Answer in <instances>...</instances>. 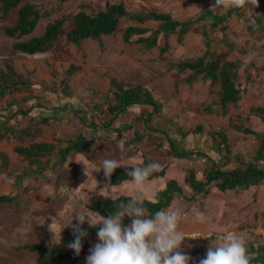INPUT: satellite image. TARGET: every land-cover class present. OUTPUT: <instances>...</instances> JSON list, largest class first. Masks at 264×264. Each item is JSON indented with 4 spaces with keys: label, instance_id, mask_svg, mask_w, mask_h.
<instances>
[{
    "label": "rangeland",
    "instance_id": "obj_1",
    "mask_svg": "<svg viewBox=\"0 0 264 264\" xmlns=\"http://www.w3.org/2000/svg\"><path fill=\"white\" fill-rule=\"evenodd\" d=\"M106 1H124L132 11L147 8L169 12L184 20L214 5V0H72L62 7L56 0H44L43 3L47 5L50 13L61 14L75 12L81 3H91L96 8L104 7ZM259 5L253 9L254 12L242 10V14L235 15L228 23L227 34L234 45L233 50L220 42L216 45L221 61L239 59L252 63V66L240 73L243 90L241 102L237 107L229 109L226 114H223L220 107L215 104L218 100V85L204 79L189 84L180 81L184 74L169 70L172 63L196 57L203 52L201 35L194 31L185 36L182 42H179L176 36L172 37L171 49L164 54H161L158 48L148 49L136 42L126 43L123 33L120 32L105 36L101 41H85L80 46L68 44L63 34L56 46L47 54L14 57L16 70L32 86L22 85L20 91H15L0 101V123L9 121L8 126L18 127L19 130L31 127V135L34 137L25 138L18 133L0 139V151L8 153L11 159L10 170L5 175H0V191L6 186H15L19 176L23 177L22 188L28 189L27 193L19 197L21 204L17 209L0 205V264H8L11 259L14 260L11 264H20V261H24L25 264H37V255L21 250L14 253L10 250L11 247L19 248L26 243L44 245L57 243L61 225L77 213L85 212L88 208V198L100 192L95 188L91 189L92 186L79 189V185L74 182V168L81 172L82 165V167L78 164L73 165L74 168L55 167L46 176L36 174L35 166L14 153L18 145L27 146L33 142L32 140H41L58 147L65 146L77 133L88 134L87 130L91 128L86 127L85 117H88L98 125L96 137H100L99 143L104 148L108 147L115 158H119L120 155L116 144L123 139L117 137L114 129L131 127L129 131L124 129V136L132 137L135 131L143 135L144 141L137 153L131 152L125 146L128 151L123 157V164H136V161L141 163L143 157L148 155L151 161L159 162L161 168L167 166L169 173L167 177L177 178L182 185H185L183 179L190 168L197 170L200 179L204 178L208 160L201 156L182 160L170 156V153L168 155L167 139L160 133L149 130L147 121L141 116L142 112L148 115L144 110L146 107L134 106L127 114L109 125L110 129L103 126L108 120L100 107L111 97L109 77H115L127 84H141L152 91L155 99L163 103L166 118L173 126L170 127L171 124L157 119L152 120L148 126H151L150 128L158 126L165 131L175 140L177 148L194 149L212 156V150L207 148L211 141H207L205 136L189 135L183 139L175 134L177 127L184 132H191L201 125L205 132L224 130L235 146L234 153L242 154L250 161L259 146L258 140L231 128L229 120L236 126H252L264 139V124L250 112L252 107L264 108V36L249 29L256 18L264 19V0H259ZM193 6L201 11L196 8L189 11L188 9ZM227 9L215 10L224 12ZM16 13L17 10H14L9 26L14 25ZM44 25L45 23L39 26L37 34H42ZM222 36L223 32L220 29L215 34L217 41ZM12 42L0 35L1 66L2 59L6 60L10 56L8 50ZM70 65L80 66L82 70L69 77L70 89L65 93L59 84L60 81L67 79L65 72ZM54 74L58 77L55 78ZM28 96H34L37 100L7 110L8 102L21 101ZM37 103L41 104V108L36 106ZM20 109H29L30 117H40L47 122L29 124L28 118L15 114ZM160 143L162 147H159ZM97 149L93 150L90 156L95 155L99 163L103 159L100 156L103 152ZM48 160L55 163L56 158L45 157L38 161L45 163ZM235 166L236 162L233 161L226 169H233ZM97 167L96 174L91 176L93 178L103 176V170ZM23 173L27 175L24 176ZM166 178L159 180L160 185L152 182V188L155 187V190L164 188ZM67 183H74L71 189L79 190L70 194V190L63 186V184L67 186ZM81 184L84 186V182ZM149 186H145V192L138 191L134 184L130 186L124 184L111 191L102 192L104 196L110 198L134 196L151 199L154 190ZM170 207L181 212V230L188 235L196 233L202 237L195 240L186 239L182 246L185 254L193 257L192 264H198L211 244H215L216 237L228 230L243 234L248 250L251 246L254 250L264 247V185L245 192H220L214 186L208 196L199 197L193 202L176 198ZM127 218L130 225L131 218ZM52 223L50 230L49 226ZM53 232L57 234L56 240ZM88 255L89 253H81L69 261H61L58 264H86L85 257Z\"/></svg>",
    "mask_w": 264,
    "mask_h": 264
},
{
    "label": "trees",
    "instance_id": "obj_2",
    "mask_svg": "<svg viewBox=\"0 0 264 264\" xmlns=\"http://www.w3.org/2000/svg\"><path fill=\"white\" fill-rule=\"evenodd\" d=\"M44 0H0V35L12 40L9 48V58L3 60L0 65V101L7 95L20 91V87L32 86L25 77L18 73L15 68L13 58L16 56H36L38 54H47L56 46L60 37L64 34L68 44L80 46L85 41H101L105 36H112L123 33V39L126 43L136 42L144 45L148 49L158 48L161 54L171 49V39L176 36L179 42H182L185 36L191 32L201 35L204 50L196 57H189L181 61L172 63L169 66L170 71H176L184 74L180 81L192 84L200 79L209 80L212 84L219 86L218 100L216 105L220 107L223 114L229 109L237 107L242 100L243 90L241 88L240 73L246 70L252 63H246L242 60L221 61L216 51L217 42H220L230 50L234 45L230 42L227 34V25L235 15L242 14L241 9L228 8L224 12H218L212 7L205 8L203 11L189 19H181L173 16L169 12L155 11L143 8L141 11H132L124 1H106L104 7H95L91 3H81L78 10L71 13L53 14L50 13ZM60 7L72 0H56ZM17 10L16 19L13 26L8 23L12 19V13ZM255 23L249 26L253 32H260L264 36V19L256 18ZM45 23L42 34H37L38 28ZM153 25V26H151ZM222 30L223 36L217 41L215 34ZM1 61V62H2ZM82 68L77 65H70L66 70L67 79L60 81L59 86L66 93L70 89L69 77L81 71ZM57 74H54L55 78ZM109 90L111 97L107 102L101 105V112L108 119L105 128H111L113 122L120 116L127 114L134 106L146 107L144 110L148 113H141L144 120L147 121V127L154 133H160L169 143L168 155L178 159H191L201 156L210 163L209 168L204 172V178L200 179L195 168L187 171L184 184L189 187V191L182 187L177 180L166 181V186L158 190L152 200L143 199L144 206L149 213H155L160 209L169 208L176 198H181L187 202H193L199 197L208 196L215 186L220 192L234 191L245 192L252 188H258L264 185V139L261 134L256 132L252 126L234 125L232 120L229 126L245 135L255 137L259 146L250 161H247L242 154L234 153V144L224 130L205 132L203 126H197L191 132H184L181 128H176L177 134L187 138L189 135L205 136L211 141L213 155L190 149H179L174 143V139L165 131L148 126L152 120H159L171 124L163 111V103L157 101L151 90L144 85L127 84L115 77H109ZM34 96L24 97L21 101L7 103V110L15 106L28 104L36 101ZM41 108V104L37 103ZM252 115L260 118L264 124V108L252 107ZM15 114L23 115L28 118V123L38 122L44 124L47 121L40 117H30V110H18ZM9 122V121H7ZM0 125V139H6L10 134L31 135V127L19 130L18 127H10L9 123ZM93 132L89 135L79 134L75 140H70L64 147L38 140L27 146L18 145L14 153L27 160L38 171H46L50 166V160L45 163L38 161L41 158L56 157L53 167H63L72 152L78 154L85 153L96 144L98 125L93 122ZM125 127L114 129L119 139L125 141V145L133 153L140 151V145L144 137L135 131L132 137L124 136ZM127 131L131 127L126 128ZM33 139V138H32ZM163 145L160 143L159 147ZM144 164L149 163L146 157ZM0 175H5L9 171L11 161L8 154L0 153ZM236 162L233 169H226L232 162ZM132 168L134 166H127ZM127 168H118L113 173L110 183L114 186H120L124 182L131 181V177L126 175ZM167 171V166L155 171L149 181L156 178H163ZM34 172V170L32 171ZM24 176L27 173H23ZM11 175V174H10ZM23 177L19 176L17 183L20 184ZM109 183L105 175L98 179V189ZM127 202L128 197H118L117 200ZM16 202V196H0V205H12ZM16 205V204H15ZM90 211L99 212L102 216L108 217L115 210L112 198L102 194H94L88 204ZM125 225V220H124ZM83 228L88 232V237L83 240L82 252L86 253L91 247V237L97 236V228H91L84 224ZM74 239L72 230L65 229L62 232V242L50 245L42 243H26L19 250H26L37 255L38 264H55L62 260H67L75 256V253L67 247V244ZM254 254L250 264H264V247L258 250L250 249ZM261 254V255H257Z\"/></svg>",
    "mask_w": 264,
    "mask_h": 264
},
{
    "label": "clouds",
    "instance_id": "obj_3",
    "mask_svg": "<svg viewBox=\"0 0 264 264\" xmlns=\"http://www.w3.org/2000/svg\"><path fill=\"white\" fill-rule=\"evenodd\" d=\"M259 6V0H214L211 10L237 8L254 12L253 9ZM193 8L201 11L196 6L188 10ZM116 147L119 158L107 156L99 161V167L93 164L103 170L109 180L102 188L104 191H111L116 187L110 183L115 170L127 168L123 164V157L128 151L125 141L119 140ZM160 168L159 162L152 161L143 166L127 168L129 170L126 175L131 177V182L137 190L143 192L146 182ZM88 172L89 168L85 165V175ZM77 190L70 189V194ZM112 201L115 210L108 217L87 208L85 212L77 213L64 222L59 232V243L62 242V232L70 228L74 239L67 247L79 256L83 240L89 235L83 225L88 224L89 227L98 229L99 242L89 250V255L85 257L86 264H192L193 257L185 254L182 246L186 239L195 240L202 237L196 233L188 235L181 230L182 215L179 210L169 207L149 213L142 197H128L127 202H122L113 196ZM125 216L131 218L130 225H124ZM74 220L77 223H74ZM53 223L49 226L50 230ZM54 234L56 240L57 234ZM253 258L254 254L249 252L244 235L228 230L216 237L215 244H211L198 264H250Z\"/></svg>",
    "mask_w": 264,
    "mask_h": 264
},
{
    "label": "crops",
    "instance_id": "obj_4",
    "mask_svg": "<svg viewBox=\"0 0 264 264\" xmlns=\"http://www.w3.org/2000/svg\"><path fill=\"white\" fill-rule=\"evenodd\" d=\"M80 72V71H79ZM79 72H77V73H79ZM76 73V74H77ZM110 88V87H109ZM110 91V90H109ZM43 106V105H42ZM108 119V118H107ZM85 120L87 121V123H86V127H90L91 126V128H89L87 131H88V134L89 133H91V132H93V125H92V119H89L88 117H85ZM116 121V120H115ZM230 121V120H229ZM1 124H3V123H0V125ZM255 130V129H254ZM98 132V131H97ZM176 132V131H175ZM257 132V131H256ZM96 133V132H95ZM259 133V132H258ZM79 134H82V133H77V135L74 137V139H70V140H75L76 139V137L79 135ZM87 134V135H88ZM177 136L179 135V134H177V133H175ZM84 135H86V134H84ZM181 136V135H180ZM262 136V135H261ZM98 138V137H97ZM100 138V137H99ZM99 138H98V140H97V142H96V144L94 145V147L93 148H91L90 150H88V151H86L85 153H82V154H78V153H76V152H72L71 154H70V156H69V158H68V160H67V163L65 164V166H63V167H60V168H74L73 167V165H75L76 166V164H78V165H82L81 167H82V171L81 172H79V171H76V169L74 168V174H75V178L73 179L74 180V182L77 184V185H79V189H84V187H91V189L92 188H95L96 189V191H100V192H96V193H99V194H102V195H104V193L102 192V188H99L98 189V179L101 177H99V176H96L95 178H93V177H91V176H94L95 174H96V172H97V170H96V167L93 165V164H96L97 166H100L99 165V163L97 162V159H96V156L94 155L93 157H91L90 156V153L93 151V150H95V149H99V151L100 150H102V152L103 153H101V157L102 158H105V157H115L113 154H111V151L109 150V148L107 147V148H104L100 143H99ZM70 140H68V141H70ZM67 145V144H66ZM65 145V146H66ZM99 146V147H98ZM126 146V145H125ZM62 147H64V146H62ZM127 147V146H126ZM16 148V147H15ZM128 148V147H127ZM207 148H209L210 150H212V143L210 144V145H208L207 144ZM97 149V150H98ZM129 149V148H128ZM130 150V149H129ZM1 152H4V151H0V153ZM4 153H6V152H4ZM212 153H213V151H212ZM6 154H8V153H6ZM8 156H9V154H8ZM144 157H146L147 159H148V161L149 162H152L151 160H150V158H149V156L148 155H145ZM56 158V157H55ZM86 158V159H85ZM9 159H10V156H9ZM10 161H11V159H10ZM142 161L143 162H141V163H139L138 161H136V164H133V163H131V165H127V164H124V165H127V166H137V165H140V166H142L143 164H144V158L142 159ZM55 162H56V160H55ZM55 163H50V166H49V168L48 169H46V171H38L37 169H36V167H35V170L37 171V173L36 174H41V175H47V173L50 171V170H52V169H54V167H53V165H54ZM87 165V167L89 168V172H88V174L87 175H89V176H86L85 175V165ZM0 165H1V160H0ZM209 165H210V163H208V168H209ZM10 168H11V164H10V167H9V170H10ZM98 169V168H97ZM84 170V171H83ZM168 172L166 171V173H165V176L163 177V178H156V179H153V180H151V181H148V182H146V184H145V186H149V185H151V187H150V189L151 190H154V192L152 193V198L150 199H148V200H152L153 198H154V195H155V193L158 191V190H155L156 188L155 187H153L152 188V182H155V184H159L160 185V182H159V180L160 179H164V178H166L167 177V175L169 174H167ZM102 175H105L104 173L102 174ZM186 177V176H185ZM167 180L166 181H168V180H171V179H174V178H166ZM185 179V178H184ZM183 179V180H184ZM174 180H177L178 181V179L176 178V179H174ZM81 182L83 183L84 182V186L81 184ZM179 182V181H178ZM74 184V183H73ZM73 184H71V183H67V186H66V184L64 185L63 184V186H65L67 189H71L72 188V186H73ZM128 185L129 184V186L130 185H133L132 184V182L131 181H128V182H124L122 185ZM82 185V186H81ZM122 185H120V186H122ZM81 186V187H80ZM116 187H119V186H116ZM182 187L184 188V189H186L187 191H189V187L187 186V185H182ZM165 188V187H164ZM164 188H160L159 190H162V189H164ZM216 188V187H215ZM145 189H146V187H144V189H143V192H145ZM26 190H28V189H26V188H22V186H21V183L20 184H18L17 183V181H15V186H11V187H9V186H6L5 187V189L2 191H0V196H3V195H10V196H16V202H15V204H12V205H5V206H8V207H10V208H14V209H17L18 207H19V205L21 204V201H20V196L23 194V193H27V191ZM227 192H229V191H227ZM122 197H124V196H122ZM127 197H134V196H127ZM90 198L91 197H89L88 198V204H89V200H90ZM183 200V199H182ZM89 209V208H88ZM124 220H125V225L127 226L128 224H129V220H128V218L127 217H125L124 218ZM77 223V222H76ZM59 242V241H58ZM57 242V243H58ZM99 242V240H98V237H96V236H92L91 237V247H90V249L92 248V246L94 245V244H96V243H98ZM56 244V243H55ZM20 248V247H19ZM19 248H17V247H11V251L12 252H14V253H19V252H29V251H26V250H19ZM251 249H252V246H251ZM31 253V252H30ZM81 253H83V254H87V253H89V251L88 252H86V253H84V252H81ZM80 253V254H81ZM77 255H75L74 257H72V258H70V259H67V260H62V261H69V260H71V259H73V258H75ZM14 260H10L9 262H8V264H11V262H13ZM37 262V261H36ZM59 262H61V261H59ZM59 262H57V263H55V264H58ZM20 264H25V262L24 261H20L19 262ZM38 264V263H37Z\"/></svg>",
    "mask_w": 264,
    "mask_h": 264
}]
</instances>
